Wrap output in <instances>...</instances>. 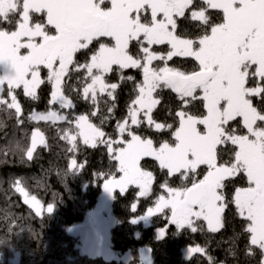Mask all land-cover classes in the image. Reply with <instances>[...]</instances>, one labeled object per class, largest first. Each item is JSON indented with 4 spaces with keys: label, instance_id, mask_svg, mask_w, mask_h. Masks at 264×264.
<instances>
[{
    "label": "snow or ice",
    "instance_id": "6c2138e0",
    "mask_svg": "<svg viewBox=\"0 0 264 264\" xmlns=\"http://www.w3.org/2000/svg\"><path fill=\"white\" fill-rule=\"evenodd\" d=\"M213 10L221 14L218 22ZM181 19L195 22L198 35L181 34ZM0 24L14 26L0 28V106L15 116L17 125L24 120L16 89L39 101L37 90L49 84L48 109L34 110L28 119L69 125L60 135L70 145L69 152L77 151L78 137L91 148L105 146L120 173L104 175L110 193L118 189L123 194L134 185L140 197L150 195L155 177L142 170L144 157L157 161L169 177L179 174L186 183L170 187L166 180L161 187L167 197L161 195L148 215L170 209L172 223L193 233L204 231L197 224L200 220L210 233L224 227V182L246 178L247 186L237 187L230 202L245 222L246 254L259 249L264 264V0H0ZM156 45H166L167 50L157 51ZM78 54L86 57L83 63ZM174 57L188 58L195 67L186 71L169 66ZM154 61L162 66H154ZM42 69L47 70L46 80ZM128 69L140 70L142 79L125 75ZM114 71L120 83L132 82L135 94L127 116L116 122V138L90 119L98 113L100 125L110 119L103 114L101 97L112 101L103 103L109 114L114 112L120 84L107 79ZM164 89L175 94L177 107L169 109L175 127L153 116ZM72 94L91 110L75 114ZM142 126L170 132L172 141L157 146L134 131ZM39 146L49 147L36 128L30 145L21 151L31 161ZM83 167L75 157L67 165L72 172ZM13 186L40 217L36 196L29 197L21 179ZM193 253L206 255V250L192 247L190 256ZM208 264H215L211 256Z\"/></svg>",
    "mask_w": 264,
    "mask_h": 264
},
{
    "label": "trees",
    "instance_id": "16d2710c",
    "mask_svg": "<svg viewBox=\"0 0 264 264\" xmlns=\"http://www.w3.org/2000/svg\"><path fill=\"white\" fill-rule=\"evenodd\" d=\"M220 18L221 14L213 10V19L218 22ZM194 24L195 22L181 19V34L198 35ZM13 27L0 24V28L11 30ZM154 48L161 52L167 50L166 45ZM131 50L134 52L135 47ZM78 59L83 63L86 57L78 54ZM169 66L191 71L195 62L188 58L174 57L173 61H169ZM124 74L135 77L137 81L142 79L138 69L125 70ZM46 77L47 73L43 72V79L46 80ZM107 79L120 84L114 112H107L103 101L108 98L101 97L103 114L110 115V119L103 125H100L99 113L97 117L90 119L106 134L116 138V122L127 116L128 103L135 94L132 92V82L120 83L115 71ZM72 83H75V79ZM50 92L51 86L44 83L37 90L39 101H32L23 95L22 88L16 89L23 112L21 119L24 123L21 125L16 124L14 115L10 117L9 111L0 106V264H144L140 258V250L145 248L150 249L153 264H208V256L213 258L215 264H261L259 249H255L252 256L246 254L249 239L248 234L243 231L245 222L236 214L235 206L230 202L237 187L247 186L244 177L230 178L224 182L225 188L221 191L224 192L227 203L225 223L217 233L208 232L203 220L197 221V224L202 225L204 231L193 233L188 227H178L171 223V210L153 215L148 226L142 221H134L145 217L148 209L156 205L157 198L164 196L166 191L161 186L166 180L170 187H181L182 183H186L179 174L167 176L166 170H161L158 162L151 157L141 161V168L152 172L155 177L150 196L140 197L139 189L135 186H129L123 194L118 189L112 194V212L116 219V225L110 232L112 249L118 255L130 251L134 258L125 263L82 254L79 248L80 239L72 231L88 224L91 215L95 217L93 210L103 190V177L106 173H114L119 177L118 162L110 160L105 146L91 148L84 145L79 137L77 151L69 152L70 145L60 139L63 130L69 127L66 123L53 125L50 122L28 119L34 110L43 112L48 109ZM3 95L7 98V88ZM158 95L161 97V104L154 110V118L157 122L174 124L169 109L174 110L177 107L175 94L164 89ZM72 96L76 104L73 110L75 114L88 113L91 110L90 104L75 94ZM108 103L111 104L112 101L108 100ZM193 111L196 112V109ZM36 128L45 134L49 147L39 146L34 159L28 161L21 149L30 145L31 133ZM72 129L75 131L74 125ZM134 131L153 139L157 146L164 140L172 141L170 132H156L147 126L134 128ZM72 157L76 158L78 165H84L77 172L67 168ZM199 171L201 177L198 179H202L203 166ZM16 179H21L30 195H35L42 205L51 206L53 210L37 217L35 210L15 190L13 184ZM160 230H165V235L161 238ZM197 246L204 248L206 255L196 253L187 260L184 249Z\"/></svg>",
    "mask_w": 264,
    "mask_h": 264
},
{
    "label": "rangeland",
    "instance_id": "374dc122",
    "mask_svg": "<svg viewBox=\"0 0 264 264\" xmlns=\"http://www.w3.org/2000/svg\"><path fill=\"white\" fill-rule=\"evenodd\" d=\"M156 46H161V45H156ZM26 51L27 50H22V52H26ZM155 63L157 65L162 66L161 61H154V64ZM2 71H3V69H2V67H0V74H2ZM43 72L47 73V70L46 69L41 70V78L42 79H43ZM6 88H7V85H5V89ZM57 107L58 106H56V105H52V108H54V109ZM63 111L66 113V111H68V110H63ZM144 158H147V157H144ZM141 161H140V166H141ZM105 183H106V181H105ZM130 186H134V185H130ZM152 188H153V184H152ZM101 191H102V193L100 195L98 203L96 204V206L93 210V211H95V212H93L95 217H93L91 215L89 217L90 219H89L88 224L86 223L83 227H81V228L79 227L78 229H74L72 232L75 236H77L80 239L79 248H80L82 254L84 253L85 255H88L90 257H93V256L94 257H101L107 261H114V262L115 261H122V262L128 263L134 258L133 253L128 251V252H125V254H123V255H118L112 249V246H111V233L110 232L112 231V229L116 225V222H115L116 219H115L114 214L112 212V194L114 191H112L111 193L108 192L105 189L104 185H103V190H101ZM151 193H152V190H151ZM151 193H150V195H151ZM28 194H29V192H28ZM31 196H33V195L29 194V197H31ZM164 196L167 197V192L164 194ZM22 198L24 200L23 196H22ZM37 200H39V199L37 198ZM41 206H42V213L41 214H43L44 212H46L44 209H46L47 207L42 205V203H41ZM134 207L136 208V206H134ZM166 210H170V209H165L164 211H166ZM151 217L152 216H149L147 213V215L145 217H142L140 219H135L134 221H136V222L142 221L148 226L150 224ZM90 223H92V224H90ZM171 223H172V221H171ZM161 233H163V235H161ZM164 235H165V230H160L159 231V237L161 238ZM191 248L192 247L184 249V256H185V258H187V260L192 255L196 254V253H193L190 256V249ZM149 251H150V249H148V248L140 250V258L143 261L142 263H144V264H153L152 259H151V253Z\"/></svg>",
    "mask_w": 264,
    "mask_h": 264
}]
</instances>
